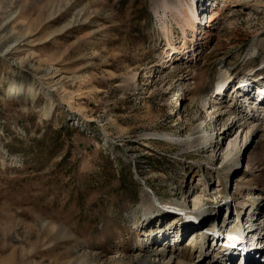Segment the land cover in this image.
Masks as SVG:
<instances>
[{
    "label": "rangeland",
    "instance_id": "1",
    "mask_svg": "<svg viewBox=\"0 0 264 264\" xmlns=\"http://www.w3.org/2000/svg\"><path fill=\"white\" fill-rule=\"evenodd\" d=\"M10 1L0 0V30L8 27L15 52L0 57V264H138L149 249L164 251L161 238L174 247L182 231L177 254L207 264L213 240L202 236L193 249L185 223L203 235L226 225L227 239L249 230L252 200L264 191V119L239 116L246 128L224 144L219 133L244 94L264 88V0H196L195 34L156 14L162 0H14L5 9ZM165 27L181 51L175 63ZM249 70L258 80L245 91L233 84L234 97L231 85L216 107L226 114L212 116L204 105L221 102L214 92L224 72L238 82ZM59 80L64 93L41 89ZM14 82L22 91L7 96ZM197 126L214 140L188 149L181 142ZM243 236L256 247L255 235ZM233 243L224 248L244 256Z\"/></svg>",
    "mask_w": 264,
    "mask_h": 264
},
{
    "label": "bare ground",
    "instance_id": "2",
    "mask_svg": "<svg viewBox=\"0 0 264 264\" xmlns=\"http://www.w3.org/2000/svg\"><path fill=\"white\" fill-rule=\"evenodd\" d=\"M178 2H179V6L174 7V6L168 5L166 0H162L160 2V4H158V6H157L158 9L156 11V14L159 15L160 10H162L164 17H167L168 12L175 15L176 17H178L180 19L184 33H185V29L188 28V29L192 30V32L195 34L198 31L196 24H198L200 22V18H198L199 17L198 5L196 4V0H191L190 3L188 2V0H179ZM183 3H185V6L183 5ZM13 4H14V0H11L10 2L6 3L4 8L5 9L11 8L13 6ZM212 22H213L212 17L210 16L209 20L205 24H207V27H209L210 23H212ZM11 28H10V30H11ZM164 30L166 33V38L169 42L168 43L169 48H170L169 57H171L170 60H173V63H175L178 60H180L178 58V56L181 54L180 53L181 51L174 45V43H171L170 40L173 38V34L171 33L170 29L168 27H165ZM200 31H201V33L203 32L202 38L205 39L208 35V31H206L204 27L200 28ZM8 32H9L8 27L0 30V37L4 36L2 40H4L5 44H9V46L5 49L0 47V57L3 60L14 59V57H15V54H14L15 52L12 51V49H11L12 47L10 46V45H12L11 40L9 39V37L7 38L5 36L6 33H8ZM12 32L14 33V31H12ZM196 40H197V38H196ZM174 56L175 57L177 56V58H175ZM262 63H264V60L262 61ZM247 72L248 73L247 74L245 73L246 75L244 77L239 78L238 82H235L236 77L234 76V74L231 71H225L224 72V75H222L221 79L218 81L217 86L215 88V92H214V93H217L216 97L220 98L221 102H218V101H216L217 103L216 102H212V103L205 102V105H204L205 109H207L208 111H211V112L213 111L212 116H215V113L217 114V112H221L222 108L219 107L217 109L216 107L220 106V105L222 106V104L224 103V100L226 99V94L229 93L231 85L238 84L239 88L241 90L245 91L246 85L250 84L252 81L255 82L258 80V79H256L258 77H255V81L253 80L254 77H251L252 70H249ZM33 85L30 84L29 90H28L29 92H36L37 91V89H35V87ZM233 86H234V89H233L234 91L232 92V95H231L232 97H234V94H236V91H237L235 88V86H237V85H233ZM22 88H23V85L20 84L19 82L18 83L17 82L12 83L8 89L7 96H11L12 94L14 95V94L18 93L19 90L22 91ZM228 88H229V90H228ZM41 89H43V92L48 96H51V94H52L51 92H56L57 94H61V93H64L66 91L64 85L60 83V80L57 82L54 89H50V88L45 87L43 85H41ZM255 93H256L255 97H251V95L244 94L243 98L241 99V104L242 103H248L249 104L248 105V108L250 109L249 115L254 116V119H250L251 123H259V122H261V120L264 119L263 117L258 116L260 114L259 112L264 114V88L260 87L259 90ZM251 98L254 101H252ZM245 99H246V102H245ZM63 101H65V105H67L68 107L71 108L73 106L72 99H65V100L63 99ZM237 101H240V100L238 99ZM230 111H231V109L229 110V112ZM241 112H243V111H241ZM223 114H226V113L221 112L219 114V116H221ZM232 115H235V116H232ZM239 116H240V113L238 115L234 114L233 109H232V114L230 115V117L228 119L231 122L229 123V125L223 126V131H221L219 129V131H221V133H219V136L222 139L223 144H224V140L226 141V140L230 139L231 136L233 137L235 132H241L242 133L244 131V129L246 128L243 126V122L237 124V121H239L238 120ZM219 120H220V118L217 117L216 120L214 122H212V124H214V123L217 124L219 122ZM154 135L157 137H158V135L160 136V134H154ZM249 136L247 137V140H245V142H244L247 145H251V144L255 143L254 140H255L256 135H255V137L252 138L251 142H248ZM162 137L166 141L174 140V137L169 136V135H162ZM212 140H214V137L212 134H208V131L206 130L205 135H204V130H202V127L197 126L194 128V131L191 134H189V136L185 140H183L181 143L185 147H187L188 149L193 150L195 148H198L200 145L208 144ZM231 141H232V145H234V147H236L238 144V141H239L238 136H235L234 138H232ZM217 148H219V147L217 146ZM231 155H232V160H233L237 154L236 153L234 154L233 151H232V153L229 152V154L227 155V158H229ZM202 197H204L203 194L202 195H197L196 193L190 194V198H192V201L195 202L197 205H200V206L204 205V201H202ZM257 199L258 200H256V199L252 200L251 214L250 213L248 214V217H250L249 219H247V222L250 223L249 224L250 225L249 230L246 232L243 231L242 234H240V230H239V234L238 233L234 234V238H235L234 240L236 241V242L234 241L235 244L233 243V241H230V240H232V238L227 239V240L225 238H222V239L219 238V240L216 242V239L214 238L215 234H210V236H208L210 241L213 240L212 241V245L214 246L213 250H216L217 252L213 253L215 255V258L212 259L207 264H228V262H229V264L230 263L231 264H235V263H237V264H257V262H258V264L259 263L264 264V211L262 208L260 209V206L262 205V203L264 204V191H261L257 195ZM256 201H258V202H256ZM199 209L197 210V212L199 211ZM151 216L152 217L150 219H153L155 217L153 213ZM196 217H197V215L194 217V219ZM156 220H158V219H156ZM172 220H177V219L173 217ZM190 225H191V222L187 223V225L185 223L183 226V229L187 228V230L185 231V234L186 235L189 234L187 236L192 237L191 247L193 249H195L199 243L198 239L201 238L202 236L204 237V235H203L202 227L201 228L199 227L198 229H190V227L193 226V225H191V226ZM223 228H226V225L221 226V228L219 230H217L215 227V229L212 232H215V230H216L217 232L219 231L218 233H219V235H221L220 232L223 231L222 233H224ZM181 234H183L182 236H184L183 231L181 232ZM245 234L248 237L250 234H253V235H255L256 238H258L257 239L258 243L255 244L256 247L254 250L252 248H248V243H247L248 239L246 236H243ZM162 236H164V235H162ZM182 236H178L177 238L175 237V239L173 240V241H175L174 247L173 246L168 247V241H169L168 236L166 238L165 237L161 238V241H157L158 243L161 242L160 243L161 245L163 244V246H161V247H164V251H162V249L158 250L160 245H158V247H157V243L154 241L153 245L155 248L156 247L157 248L151 249V250L149 249V251L146 250L147 252L144 255L137 258L138 264H155L157 262H160L161 264H190V262H185L182 259V255H180V253L177 254V250H175V248H176L175 246H177L176 243H178L179 240L182 239ZM206 238L207 237H205L203 241H205ZM238 242L240 243V244H238V246H240L242 248V250L245 249L244 256H242L240 253L238 254V252H239L238 249L229 248L231 246L224 248L225 245H227V246L232 245V243L235 246L236 243H238ZM165 248L166 249L169 248L167 252H166ZM239 250H241V249H239ZM245 255L247 256L246 259H245ZM238 256H240V258ZM152 260H153V262H152ZM196 263L197 262H193L192 264H196ZM199 263L205 264L203 262V259L199 260Z\"/></svg>",
    "mask_w": 264,
    "mask_h": 264
},
{
    "label": "built area",
    "instance_id": "3",
    "mask_svg": "<svg viewBox=\"0 0 264 264\" xmlns=\"http://www.w3.org/2000/svg\"><path fill=\"white\" fill-rule=\"evenodd\" d=\"M228 264H229V262H228ZM231 264V263H230Z\"/></svg>",
    "mask_w": 264,
    "mask_h": 264
}]
</instances>
